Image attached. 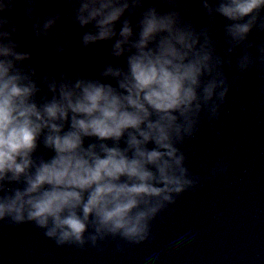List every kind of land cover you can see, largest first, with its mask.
<instances>
[{
    "label": "clouds",
    "instance_id": "clouds-1",
    "mask_svg": "<svg viewBox=\"0 0 264 264\" xmlns=\"http://www.w3.org/2000/svg\"><path fill=\"white\" fill-rule=\"evenodd\" d=\"M18 3L37 38L54 35L61 19L57 11L41 22L36 0H0V222L33 223L58 246L149 239L153 218L195 182L178 145L202 115L218 116L231 58L217 52L210 27L186 19V0H68L69 20L89 27L84 46L115 38L110 54L124 63L105 64L98 78L45 76L51 97L38 100L35 69L22 65L30 53L18 50V26L4 15ZM200 4L226 21L225 55L241 49L238 71L255 67L264 79V41L255 55L248 42L254 27L264 32V0Z\"/></svg>",
    "mask_w": 264,
    "mask_h": 264
},
{
    "label": "water",
    "instance_id": "water-1",
    "mask_svg": "<svg viewBox=\"0 0 264 264\" xmlns=\"http://www.w3.org/2000/svg\"><path fill=\"white\" fill-rule=\"evenodd\" d=\"M186 4V19L198 30L210 27L217 52L225 61L232 60V66L224 64L229 90L218 116L202 115L194 135L178 145L194 184L174 194V201L150 222L149 239L139 244L108 236L95 246H58L33 223L0 222V264H264V79L255 67L238 71L239 47L225 55L223 18L210 20L200 0ZM35 9L41 22L60 12L61 19L50 29L54 35L37 38L35 20L28 19L20 3L4 15L18 26V50L30 53L22 65L35 69L38 100L51 97L45 76L98 78L105 64L124 63V57L110 54L115 38L84 46L82 36L89 27L69 20L68 0H36ZM261 21L264 9L257 23ZM262 41L264 32L254 27L249 51L255 55ZM39 151H44L42 146Z\"/></svg>",
    "mask_w": 264,
    "mask_h": 264
}]
</instances>
